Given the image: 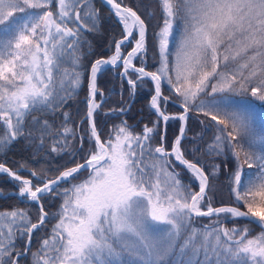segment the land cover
Here are the masks:
<instances>
[{"label":"snow or ice","instance_id":"6c2138e0","mask_svg":"<svg viewBox=\"0 0 264 264\" xmlns=\"http://www.w3.org/2000/svg\"><path fill=\"white\" fill-rule=\"evenodd\" d=\"M102 2L123 34L110 45V56L85 68L83 46L90 42L84 34L100 25L94 0H0V154L23 140L37 153L46 144L50 153H67L74 165L49 178L26 163L16 170L0 163V174L18 189L10 195L38 208L35 222L28 208L0 211V264H264V120L254 111L255 101L264 102V0H158L155 71L143 66L145 18L123 0ZM129 43L134 46L125 51ZM137 57L140 67L133 63ZM106 67L123 69L120 77L133 97L138 83L153 82L151 127L135 132L122 120L101 138L97 76ZM85 72L87 110L80 123H87L95 151L78 163L71 145L78 132L63 109L84 85ZM162 83L179 114L167 113L170 97ZM57 114L63 117L59 126L50 119ZM200 116L211 139L191 137L189 159L182 141L189 139V119ZM170 119L181 127L169 145L160 127ZM79 140L82 149L84 136ZM197 153L235 162L227 174L232 205L213 206L210 193L221 166L206 165ZM82 170L88 176L72 183ZM46 197L60 200L56 212L45 211ZM0 198H7L2 191ZM198 218L209 223L197 226ZM46 221L52 227L33 251V233Z\"/></svg>","mask_w":264,"mask_h":264},{"label":"trees","instance_id":"16d2710c","mask_svg":"<svg viewBox=\"0 0 264 264\" xmlns=\"http://www.w3.org/2000/svg\"><path fill=\"white\" fill-rule=\"evenodd\" d=\"M95 7L99 9L100 13V25L99 30L96 32H86L84 35L90 45H84V51L86 55L83 59V64L85 68H88L95 59L104 57L107 58L112 54V49L110 45H113L115 41L119 40L123 34L122 24L118 21L110 10L103 4L101 0H94ZM123 4L133 8L145 18L146 23L149 25L148 28V52L144 57L146 62L145 66L147 71H155L159 67V55L156 48L154 47V37L153 34L158 30V26L162 23L161 12L158 4V0H123ZM177 33L179 29L175 30ZM134 44L129 43L125 51L131 50ZM137 66H141V59L137 57L133 61ZM122 68H112L106 67L101 73H98L97 85L103 93V102H101V97L98 94L96 100L101 103L100 109L97 110L95 114L96 127L101 133V138L104 139L110 132L113 125H118L122 120H127L128 124L133 127L135 132H140L144 124L152 126V121L156 119V114L153 110L149 108V101L151 96L154 94L153 82L145 78L143 83H138L135 89V96L130 94V86L126 80H122L120 73ZM133 79L135 75L130 73ZM162 92L164 95L169 96L170 100L167 104L168 114H179L181 109L177 103H174L175 97L168 90V86L162 83ZM88 96L87 88V72H85V82L84 85L79 90L78 94L64 106L63 111L69 113L70 125L78 132V137L71 141L72 148L75 149V160L78 163H84L85 158L89 150L95 151V145L90 144L86 129L88 127L87 123L81 124V120L87 110V105L85 99ZM248 99H251L248 97ZM129 110L121 114L119 109L125 106H129ZM254 111L257 115L258 120H264V102L255 101ZM116 109L117 111L112 112L110 110ZM192 114H190L191 116ZM53 119L56 126H59L63 122V117L57 114ZM204 117L200 116L198 118H192L188 121V131L187 136L189 139L182 141V145L185 148L186 156L189 159H193L190 154V150L193 147L194 141L190 139L191 137H196L198 134H203L206 140L211 139L212 133L207 131L205 125L200 124V120ZM181 127V121L178 119H170L167 124L161 123L160 132L164 134L166 144H171L175 137L179 134ZM84 136L83 148L81 149L79 136ZM157 142H159V135L156 137ZM196 156L204 161L206 165L212 163H218L221 166L220 173L215 180V191L210 193L213 199V206L218 207L222 205H232L233 199L229 192L228 185V172H230L235 167V162L229 158L228 160H223V158H209L202 156L201 153H197ZM69 155L67 153H61L59 155L55 153H50L47 150V144L43 151L36 152V149L32 146H28L23 140L14 143L10 150L4 154H0V163H5L7 167L16 170L20 163H26L27 166L37 172L44 171L48 174L49 178H53L58 175L59 170H64L65 167L74 166L69 163ZM177 171L181 173V177L184 181L190 180V174L185 171L182 167L177 165ZM21 175L27 176V172H21ZM88 176L87 171H81L78 174V179L73 180L72 183L78 182L80 179H84ZM35 183V181H34ZM193 189L198 191V187L193 184ZM0 191L4 193L7 198H0V211L11 210L14 207L18 208H28L29 215L32 217L33 222H35L38 215V208L35 204H29L22 202L14 195L10 193L18 191L16 184L7 175L0 174ZM45 206V211L49 213H54L59 207L60 200L54 199L49 200L47 197L43 201ZM197 226L206 225L209 223L208 218H198L195 221ZM243 224V221L239 222ZM47 227L40 232L33 233L32 240V250L34 251L40 242L41 237H46L48 232L52 227V223L46 221ZM229 227L232 226L230 221L227 222ZM254 233L259 232L260 229L255 225H250ZM18 244L23 247L21 241H17ZM21 264H29L28 259L21 261Z\"/></svg>","mask_w":264,"mask_h":264},{"label":"rangeland","instance_id":"374dc122","mask_svg":"<svg viewBox=\"0 0 264 264\" xmlns=\"http://www.w3.org/2000/svg\"><path fill=\"white\" fill-rule=\"evenodd\" d=\"M84 179H85V178H84ZM84 179H80V180H78V182H76V183H79V182L83 181Z\"/></svg>","mask_w":264,"mask_h":264},{"label":"water","instance_id":"95a60500","mask_svg":"<svg viewBox=\"0 0 264 264\" xmlns=\"http://www.w3.org/2000/svg\"><path fill=\"white\" fill-rule=\"evenodd\" d=\"M102 1V0H101ZM104 4V3H103ZM105 5V4H104ZM107 7V6H106ZM108 8V7H107ZM109 9V8H108ZM116 68H119V67H116ZM122 71H123V69H122ZM98 77V76H97ZM97 81H98V79H97Z\"/></svg>","mask_w":264,"mask_h":264}]
</instances>
